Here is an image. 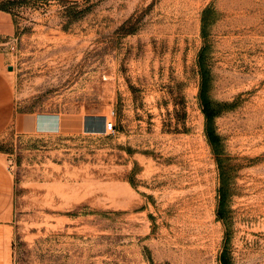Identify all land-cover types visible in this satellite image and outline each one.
Instances as JSON below:
<instances>
[{
    "label": "rangeland",
    "instance_id": "rangeland-1",
    "mask_svg": "<svg viewBox=\"0 0 264 264\" xmlns=\"http://www.w3.org/2000/svg\"><path fill=\"white\" fill-rule=\"evenodd\" d=\"M0 158V264H264V0H0Z\"/></svg>",
    "mask_w": 264,
    "mask_h": 264
},
{
    "label": "trees",
    "instance_id": "trees-1",
    "mask_svg": "<svg viewBox=\"0 0 264 264\" xmlns=\"http://www.w3.org/2000/svg\"><path fill=\"white\" fill-rule=\"evenodd\" d=\"M211 8H206L203 12V26H205L209 20L208 13ZM200 104L202 111L205 116V133L209 144L211 145L213 152L217 158V162L221 167L222 155L224 153V147L222 143L221 135L216 129V118L223 112L225 107H228L226 103L214 100L209 94V74L202 68V82L199 94ZM116 127V126H115ZM228 197V180L226 179L225 173L220 169V186H219V208L218 216L219 219L223 220L227 227V234L229 232V226L225 218V209L227 205ZM221 264H232L231 261L226 257V252L223 251L220 256Z\"/></svg>",
    "mask_w": 264,
    "mask_h": 264
},
{
    "label": "crops",
    "instance_id": "crops-1",
    "mask_svg": "<svg viewBox=\"0 0 264 264\" xmlns=\"http://www.w3.org/2000/svg\"><path fill=\"white\" fill-rule=\"evenodd\" d=\"M26 121H33L34 118L31 116H26ZM28 123V122H27ZM48 126L44 124H39V128H56L54 124L47 123ZM12 194H13V178L11 172L6 168L4 161L0 158V230L4 229L11 218L12 215Z\"/></svg>",
    "mask_w": 264,
    "mask_h": 264
},
{
    "label": "built area",
    "instance_id": "built-area-1",
    "mask_svg": "<svg viewBox=\"0 0 264 264\" xmlns=\"http://www.w3.org/2000/svg\"><path fill=\"white\" fill-rule=\"evenodd\" d=\"M106 130H114L115 129V124L113 122H106L105 125Z\"/></svg>",
    "mask_w": 264,
    "mask_h": 264
},
{
    "label": "water",
    "instance_id": "water-1",
    "mask_svg": "<svg viewBox=\"0 0 264 264\" xmlns=\"http://www.w3.org/2000/svg\"><path fill=\"white\" fill-rule=\"evenodd\" d=\"M9 69H10V70H12V69H13V67H12V66H10V67H9Z\"/></svg>",
    "mask_w": 264,
    "mask_h": 264
},
{
    "label": "bare ground",
    "instance_id": "bare-ground-1",
    "mask_svg": "<svg viewBox=\"0 0 264 264\" xmlns=\"http://www.w3.org/2000/svg\"><path fill=\"white\" fill-rule=\"evenodd\" d=\"M56 120V119H55ZM201 184V183H200ZM205 192V191H204ZM199 198V197H198Z\"/></svg>",
    "mask_w": 264,
    "mask_h": 264
}]
</instances>
